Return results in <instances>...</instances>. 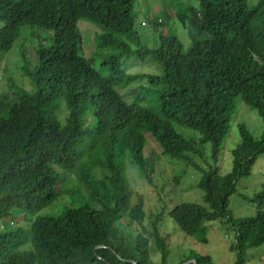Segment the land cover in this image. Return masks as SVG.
Instances as JSON below:
<instances>
[{
    "label": "trees",
    "instance_id": "16d2710c",
    "mask_svg": "<svg viewBox=\"0 0 264 264\" xmlns=\"http://www.w3.org/2000/svg\"><path fill=\"white\" fill-rule=\"evenodd\" d=\"M135 1L0 0V60L23 28L52 35L48 47L36 50L34 67L22 58L21 71L32 90L14 87L11 95H0V222L22 215L26 224L0 230V264H167L156 224L149 236L123 224L141 226L143 203L139 198L131 206L132 190L115 161L128 154L150 183L145 133L162 156L202 172L197 188L205 207L180 204L168 213L181 232L206 244L203 224L223 221L234 233L229 249L237 253L234 264H243L244 249L264 246V210L245 219L228 210L236 184L251 175L264 154V0H195L199 7L192 15L169 6L190 47L184 50L173 34H160L153 50L137 52L140 58L151 55L161 76L128 75L120 68L133 55L130 45L140 42ZM80 20L103 30L89 57H105L100 67L108 68V77L80 53ZM157 20L151 22L155 31L162 26ZM139 80L159 88L157 113L127 103L118 93L120 83L122 90ZM237 98L261 118L262 135L255 140L239 125L231 170L221 176L218 152ZM61 105L67 111L64 123L58 119ZM174 125L193 132L192 137L176 133ZM206 144L212 164L202 171L194 160L202 161ZM65 196L73 207L62 203ZM252 202L264 204V184ZM56 203L59 213L39 215ZM190 260L213 264L208 256H189L178 264Z\"/></svg>",
    "mask_w": 264,
    "mask_h": 264
},
{
    "label": "rangeland",
    "instance_id": "374dc122",
    "mask_svg": "<svg viewBox=\"0 0 264 264\" xmlns=\"http://www.w3.org/2000/svg\"><path fill=\"white\" fill-rule=\"evenodd\" d=\"M172 3L169 5V3ZM172 6L181 12H198V3L195 0H136L133 4L132 13L135 16V31L140 37L138 45L131 44L130 48L133 55L128 59L124 58L120 62V68L128 75H146L161 76L162 70L156 64L151 55L143 58L138 57L139 51L144 49L153 50L157 46L160 34L175 35L181 42L184 50H187L191 41L187 37V33L178 23ZM169 9L166 19L162 15ZM161 14V15H160ZM158 18V20H157ZM165 19V21H164ZM158 21L162 26L155 31L151 22ZM167 21V22H166ZM170 21V23L168 22ZM150 23V24H148ZM165 24V26H164ZM2 24L0 23V28ZM77 28L82 35L80 53L85 59L91 60L92 66L102 77H108L110 72L108 68L100 67L105 57L96 56L89 57L96 49L95 36L103 33V30L94 24L85 20L77 23ZM51 32L44 29H25L21 31V36L15 41L12 49L2 55L0 60V95H11L14 87L32 90V87L26 77L23 76L22 58L27 62V66L31 69L34 67L35 52L42 45L48 47L51 43ZM42 44V45H41ZM124 83H120L117 87L118 93L127 103H140L141 105L150 107L155 113L158 112V103L156 101V91L158 87L148 86L145 80L132 82L124 89ZM131 92H134L132 94ZM59 121L64 123L67 117V111L64 106L59 108ZM94 122L90 127H94ZM239 125H244L251 136L255 140H259L262 135V121L256 111L246 106L239 98L234 101V110L231 116L229 130L222 140L216 168L221 176L227 175L231 170L232 150L239 144ZM176 133L184 138L192 137L193 132L177 127L174 125ZM146 143L143 156L147 157L151 163V172L149 174L150 183L143 179L137 169L133 166L130 156L127 154L125 158H116L115 164L121 167L122 174L126 182L132 190L131 206H134L140 198L143 203L144 220L141 226L124 222L131 232L140 231L146 236L152 234V229L156 224L158 234L165 240V250L168 254L167 264H178L186 257L208 256L213 264H234L236 261V252L230 251V246L234 243V233L226 230L223 221H215L203 224L206 230V244L197 242L194 238L186 236L180 231L178 226L168 216V213L180 204H195L205 207L202 201L203 193L197 188V184L202 179V172L185 167L180 160H173L162 156L161 150L156 145L155 140L149 133L144 134ZM211 146H204V157L195 158L196 164L205 170L207 164L211 162ZM61 171H59L60 173ZM264 184V154L261 155L255 165L252 167V173L248 178L240 180L235 186V193L229 198L228 210L235 219L253 218L258 211L264 210V204L258 205L252 202L255 195L262 190ZM63 185L60 184L61 188ZM62 203L73 207L67 202L66 196L61 198ZM56 203L52 209L47 208L39 215L54 216L59 213L60 207ZM18 216V218H21ZM6 219L0 222V230L5 228L6 231L15 227H26L24 220ZM10 220L14 225L9 227ZM149 246L154 249V242L150 239ZM29 246H24V249ZM150 247V248H151ZM22 250V248H21ZM241 255L243 264H264V246L258 248H246ZM151 259L159 263L158 254H151Z\"/></svg>",
    "mask_w": 264,
    "mask_h": 264
},
{
    "label": "water",
    "instance_id": "95a60500",
    "mask_svg": "<svg viewBox=\"0 0 264 264\" xmlns=\"http://www.w3.org/2000/svg\"><path fill=\"white\" fill-rule=\"evenodd\" d=\"M184 264H196V262L194 260H190V261H188V262H186Z\"/></svg>",
    "mask_w": 264,
    "mask_h": 264
}]
</instances>
